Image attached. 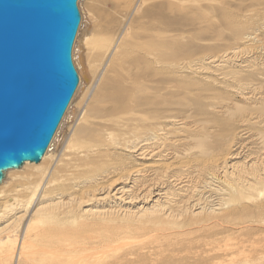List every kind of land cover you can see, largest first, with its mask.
<instances>
[{"label":"bare ground","instance_id":"1","mask_svg":"<svg viewBox=\"0 0 264 264\" xmlns=\"http://www.w3.org/2000/svg\"><path fill=\"white\" fill-rule=\"evenodd\" d=\"M240 2L78 0L79 82L0 183V264H264V18Z\"/></svg>","mask_w":264,"mask_h":264},{"label":"water","instance_id":"2","mask_svg":"<svg viewBox=\"0 0 264 264\" xmlns=\"http://www.w3.org/2000/svg\"><path fill=\"white\" fill-rule=\"evenodd\" d=\"M78 0H0V183L38 163L78 85Z\"/></svg>","mask_w":264,"mask_h":264},{"label":"rangeland","instance_id":"3","mask_svg":"<svg viewBox=\"0 0 264 264\" xmlns=\"http://www.w3.org/2000/svg\"><path fill=\"white\" fill-rule=\"evenodd\" d=\"M226 1H227V0H225V1L223 0V2H226ZM239 4L241 5V8H243V9H244L245 6H246L247 9H253V10H255L257 13L259 12L260 14H263V16H264V0H241V2H240ZM239 4H238V6H240ZM243 4H245V5H243ZM236 6H237V5H236ZM215 9H218V7H216ZM79 10H80V9H79ZM187 11H188V10H187ZM191 11H192V15H193L194 17H196V18H197V16H199L200 14H202V17H203V15H204V8H201V7L198 8V9H195V10L193 9V10H191ZM263 16H261V17L264 18ZM203 18L206 19L207 17H205V15H204ZM260 19H261V18H260ZM262 21H263V20H262ZM263 22H264V21H263ZM262 33H263L262 35H261V34L259 35L260 37H264V32H262ZM259 39H262V38H259ZM261 44H264V39L262 40ZM191 46H192L191 49H195V46H193V45H191ZM252 134H253V133H252ZM252 134H251V135H252ZM238 135H239V136H236V139H237V140H239V141H243V139H244V141H245V140H246V141L248 140L247 138H245V137H246V134L239 133ZM241 135H242V136H241ZM239 138H240V139H239ZM194 228H195V227H194ZM145 234H146V236H142V237H141L142 240H144L145 243H143V248L139 250L140 253H142L143 251H146V250L150 247V244H152V243H150V240H148L149 235H148L147 231L145 232ZM202 237H203V236H202ZM202 237H199L198 239L195 238V239H197V240L194 239V240L191 242L192 244H190V243H189V244H190V246L193 245L194 248H192V249H193L194 251L197 250L198 252H200L201 250H203V245H204V246H205L204 249H206V251L209 252V250H210L211 248L209 247L210 249H209V248L207 249V247H208L209 245L206 247L205 243H203V241H202V240H203ZM258 237L261 238L262 236H259V235L255 236V235H254V238H256L255 240L250 238L249 241H250V243L252 242L251 245H252L253 247H255V246H254L255 244L258 245V243L255 242V241H259L260 238H258ZM200 239H201V240H200ZM206 239H207V238H206ZM222 240H223V239H222ZM222 240H220V242H221ZM260 240H261V241H259V242H262V238H261ZM194 241H195V242H194ZM197 241H198V242H197ZM201 241H202V243H203L202 246L200 245V244H201ZM249 241H248V242H249ZM193 242H194V243H193ZM204 242H207V240H205V237H204ZM228 242H229V241H228L227 239H225L224 242L222 241L221 243H218V246H219L220 244H223V243H225V244H224L223 246L220 245L221 248H219L220 246H219V247L216 246V247H217V250L219 249L218 251H220V249H223V248L227 245ZM254 242H255V243H254ZM253 243H254V244H253ZM259 244H260V243H259ZM261 244H262V243H261ZM248 245L251 246L249 243H247V246H246L247 248H249ZM190 246H189V247H190ZM197 246H198L199 248L201 247V248H200L201 250H200ZM252 246H251V248H252ZM258 246H259V245H258ZM258 246H257V247H258ZM216 247L213 246V247H212V251L210 250L209 253H214V251H216V250H215ZM259 247H260V246H259ZM187 248H188V245H187L186 249H187ZM213 248H215V249H213ZM244 249H246V248H244ZM178 250L180 251L181 249L179 248ZM178 250H177V251H176V250L174 251V253H175V254H173L174 256H175V255L179 256V255L181 254V253H179ZM190 250H191V248H190ZM190 250H187V252L190 251ZM247 250H248V249H247ZM116 251H117V250H116ZM182 252H183V253H182L180 256L185 255L184 252H186V251H182ZM208 252H207V253H208ZM238 252H239V251H238ZM238 252H237V254H236L238 258H240V257H246L247 255H249V253H248L249 251L247 252L246 250H245V252H244V250H243V252L241 251V252H242L241 254H239ZM177 253H178L179 255H178ZM189 253H192V251L189 252ZM247 253H248V254H247ZM77 254H79V255H85V256H86V252H85V251H78ZM245 254H247V255H246V256H243V255H245ZM236 255H235V256H236ZM97 256H100V252L97 251V250H96V251H92V252H90V254H89V257H97ZM135 258H136V255L133 254V255H131L129 261H125V262L122 263V264H153V263L150 261L149 258H147V259H145V260H140V261H136ZM235 258H236V257H235ZM77 259H78V260L80 259V260L77 262L78 264H80V263L82 262V261H81L82 258H79V257H78ZM79 262H80V263H79ZM77 263H76V264H77Z\"/></svg>","mask_w":264,"mask_h":264}]
</instances>
